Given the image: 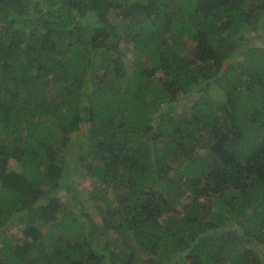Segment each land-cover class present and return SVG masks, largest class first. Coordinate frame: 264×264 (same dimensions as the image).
Returning a JSON list of instances; mask_svg holds the SVG:
<instances>
[{
	"label": "trees",
	"instance_id": "trees-1",
	"mask_svg": "<svg viewBox=\"0 0 264 264\" xmlns=\"http://www.w3.org/2000/svg\"><path fill=\"white\" fill-rule=\"evenodd\" d=\"M0 264H264V0H0Z\"/></svg>",
	"mask_w": 264,
	"mask_h": 264
},
{
	"label": "rangeland",
	"instance_id": "rangeland-1",
	"mask_svg": "<svg viewBox=\"0 0 264 264\" xmlns=\"http://www.w3.org/2000/svg\"><path fill=\"white\" fill-rule=\"evenodd\" d=\"M254 35H255V34H250L251 37H253ZM185 98H186L185 100H181V101H180L179 106H180V108H182V109H190V108L192 107V104H193V102L195 101L196 97H194V96H190V97H185ZM202 147H203V146H202ZM200 148H201V147H200ZM206 155H207V150H206V149L201 148V149L198 150V156H199V157L204 158ZM89 183H90V182L87 180V181L83 182L81 186H89V189H90V185H89ZM186 196H187L188 198L190 197L189 195H186ZM186 196H185V197H186ZM85 203H86L87 205H89L87 202H85ZM183 203H184V202H182V204H183ZM182 204H180V205L177 206L176 208H180ZM96 234L99 235L98 237H99L100 240L105 239V237H104L101 233H96ZM112 239H114V236L111 237V238H109V240H112Z\"/></svg>",
	"mask_w": 264,
	"mask_h": 264
}]
</instances>
